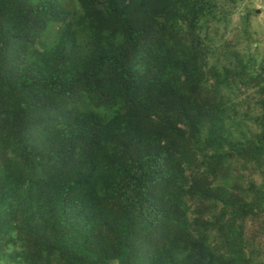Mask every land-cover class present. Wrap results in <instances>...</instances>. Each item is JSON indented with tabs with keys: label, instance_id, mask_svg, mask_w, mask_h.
Here are the masks:
<instances>
[{
	"label": "trees",
	"instance_id": "1",
	"mask_svg": "<svg viewBox=\"0 0 264 264\" xmlns=\"http://www.w3.org/2000/svg\"><path fill=\"white\" fill-rule=\"evenodd\" d=\"M219 11L0 0V264H264V58Z\"/></svg>",
	"mask_w": 264,
	"mask_h": 264
},
{
	"label": "rangeland",
	"instance_id": "2",
	"mask_svg": "<svg viewBox=\"0 0 264 264\" xmlns=\"http://www.w3.org/2000/svg\"><path fill=\"white\" fill-rule=\"evenodd\" d=\"M218 19L209 30L216 54L224 47L264 58V0H217ZM260 180V178H259Z\"/></svg>",
	"mask_w": 264,
	"mask_h": 264
}]
</instances>
